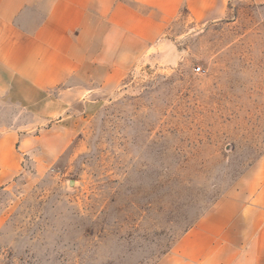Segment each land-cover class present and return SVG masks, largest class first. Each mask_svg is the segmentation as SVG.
<instances>
[{
	"label": "rangeland",
	"instance_id": "obj_1",
	"mask_svg": "<svg viewBox=\"0 0 264 264\" xmlns=\"http://www.w3.org/2000/svg\"><path fill=\"white\" fill-rule=\"evenodd\" d=\"M92 100L68 146L37 145L0 179V264H155L213 205L242 201L264 171L260 5L182 16Z\"/></svg>",
	"mask_w": 264,
	"mask_h": 264
},
{
	"label": "crops",
	"instance_id": "obj_2",
	"mask_svg": "<svg viewBox=\"0 0 264 264\" xmlns=\"http://www.w3.org/2000/svg\"><path fill=\"white\" fill-rule=\"evenodd\" d=\"M230 1L0 0V115L14 107L32 117L0 119V179L18 176L22 153L37 145L68 146L93 96L116 90L179 18L214 22ZM255 3L264 21V0ZM155 264H264V171L242 201L213 205Z\"/></svg>",
	"mask_w": 264,
	"mask_h": 264
},
{
	"label": "built area",
	"instance_id": "obj_3",
	"mask_svg": "<svg viewBox=\"0 0 264 264\" xmlns=\"http://www.w3.org/2000/svg\"><path fill=\"white\" fill-rule=\"evenodd\" d=\"M196 71H197V72H201V71H202V68H201V67H198V68L196 69Z\"/></svg>",
	"mask_w": 264,
	"mask_h": 264
}]
</instances>
